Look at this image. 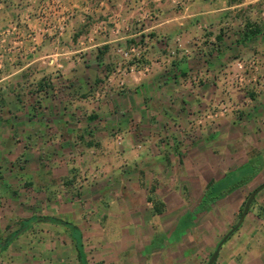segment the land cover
I'll return each instance as SVG.
<instances>
[{"label": "rangeland", "instance_id": "1", "mask_svg": "<svg viewBox=\"0 0 264 264\" xmlns=\"http://www.w3.org/2000/svg\"><path fill=\"white\" fill-rule=\"evenodd\" d=\"M3 1L8 0H0ZM36 4L42 6L40 0ZM243 26L239 22L235 29ZM227 28L226 32L230 27ZM3 29L0 25V32ZM123 48L130 52L129 56L122 58L116 49L115 66L104 74L114 75L113 79L101 77V82L94 83L88 92L77 99L73 97L71 102L75 98L77 106L72 109L71 124L62 120L41 127L38 117H47L49 123L62 117L60 113L40 112L33 116L34 124H28L27 102L33 99L36 105L45 95L38 84L30 83L14 91L15 105L9 100L11 113L0 109L1 121L9 123L13 119L12 129L0 130V140L5 141L0 143V236L18 232L9 247L0 251V264H79L74 243L64 227L45 220L52 216L79 225L89 264H207L218 243L238 222L251 192L264 183V144L256 146L253 139H240L237 143L228 141L226 145L207 147L216 159L222 158V172L242 162L231 161L235 152L243 160L247 156L259 158L260 171L244 189L224 196L198 214L203 240H195L193 229L176 240L161 232L163 219L172 227L175 219L171 214L184 212L177 204L179 196L169 187L171 174L182 165L179 158L172 162L170 157L172 151H177L172 144L176 131L167 127L171 113L168 119L163 117L160 125L155 118L137 125V112L123 114L126 98L122 94L127 84L121 79L117 83V76H137L142 66L137 47L134 51ZM259 52L252 49L249 56L233 59L214 77L218 94L191 117L195 126L189 132L191 139L207 135L210 130L229 128L236 134L238 123L246 122L250 113L263 105L264 63ZM253 57L258 69L246 67L247 81L240 86L233 77V71L238 73L236 64L247 63ZM193 79L198 83L200 78ZM222 106L228 111L215 116ZM91 115L96 118L91 119ZM247 132L254 136L251 130ZM155 185L154 196L162 203V214L166 207L161 196L170 207L173 205L170 216H160L146 201L148 190ZM224 185L226 182L216 190ZM198 196L191 198L187 193L184 199L191 206ZM30 217L36 220L23 227L21 220ZM137 220L143 222L141 226H137ZM213 264H264V189L254 198L243 224L223 243Z\"/></svg>", "mask_w": 264, "mask_h": 264}, {"label": "crops", "instance_id": "2", "mask_svg": "<svg viewBox=\"0 0 264 264\" xmlns=\"http://www.w3.org/2000/svg\"><path fill=\"white\" fill-rule=\"evenodd\" d=\"M30 1L29 4L14 0L0 2V16H4L0 25L3 32L7 31L0 32V109L11 113L9 100L15 97L14 91L30 83L38 84L40 93L45 95L36 105L33 99L27 102L28 124H34L33 116L38 112L60 113L62 117L51 123L45 116L38 117L41 127L62 120L71 124L72 109L77 106L75 98L88 92L94 83L99 84L101 77L113 79L114 75L104 74L115 66L116 49L137 47L142 55L137 76H117V83L121 79L127 84V91L122 94L126 98L122 103L123 114L137 112V125L147 120L152 122L153 118L160 125L163 117L168 119L171 113L167 127L176 131L172 144L177 151H172L170 157L172 162L179 158L182 163L171 174L169 187L179 196L177 204L184 212L171 214L175 219L172 227L163 219L161 232L176 240V237L183 239L193 229L195 240H203L198 214L209 210L224 196L244 189L261 168L259 158L247 156L243 160L235 152L231 161L242 162L237 165L232 162L234 166L222 172V158L216 159L213 150L207 147L226 145L228 141L237 143L240 139H253L256 146L264 144V100L246 122L238 123L236 134L228 128L220 132L210 130L207 135L191 139L189 132L195 126L190 120L218 94L219 87L212 80L233 59L249 56L252 49H257L264 63V0H40L42 6L36 0ZM40 10L43 13L39 14ZM247 21L259 32L245 37ZM239 22L244 25L241 30L235 29ZM197 76L200 83L193 79ZM7 128H13L12 118L9 123L0 120V130ZM247 130L254 136L248 135ZM254 169L257 173L253 176ZM241 179L244 181L240 182ZM228 180L239 181V185L202 208L209 184L221 186ZM154 193H157L156 185L146 195L152 208L150 195L161 202ZM187 193L191 198L200 195L191 206L184 199ZM161 200L166 211L159 215L170 216L173 205L170 207L162 196ZM27 219L32 220L23 224ZM27 219L21 220L23 227L36 217ZM45 220L50 222L48 217ZM142 223L137 220V226ZM16 234L0 236V251L9 247ZM9 239L10 244L3 248Z\"/></svg>", "mask_w": 264, "mask_h": 264}, {"label": "trees", "instance_id": "3", "mask_svg": "<svg viewBox=\"0 0 264 264\" xmlns=\"http://www.w3.org/2000/svg\"><path fill=\"white\" fill-rule=\"evenodd\" d=\"M253 25L250 22H246L245 24V28H244V36L245 37H249L252 34H256L257 32H259V30L253 29ZM98 81V79H97ZM91 119H95L96 116L95 115H91L90 117ZM257 173V169L253 171V176ZM252 174V173H251ZM245 179V178H244ZM244 179H241L240 182H243ZM227 185L222 186L223 188H220L218 190H216V185L214 183L209 184L207 191L205 193V196L202 200L201 206L202 208H205L207 206H209V204H211L212 202H216L219 198L223 197L224 195H226L228 192H230V190H232L233 188H235L236 186L239 185V181H231L228 180L226 181ZM149 201L152 202L153 204V209L160 213L162 212V203L156 201L154 199V197L152 195L149 196ZM32 219H27L25 222H23V224H25L26 222L30 221ZM48 220L52 223L61 225L65 228L67 234L69 235V237L71 238V240L74 243L75 249L77 251V260L79 264H89L88 261V257H87V253L85 251V247H84V242H83V233L80 230V228L72 221L68 220V219H63L60 217H48ZM11 239H9L6 244L4 246H2L3 248H5L8 244H10Z\"/></svg>", "mask_w": 264, "mask_h": 264}, {"label": "built area", "instance_id": "4", "mask_svg": "<svg viewBox=\"0 0 264 264\" xmlns=\"http://www.w3.org/2000/svg\"><path fill=\"white\" fill-rule=\"evenodd\" d=\"M6 32L7 31H4L3 33H6ZM130 50L134 51L135 47H131ZM117 52L122 56V58H127L129 56V53H130L128 50H126L123 47H119L117 49ZM1 64H2V57H0V65ZM236 65L238 66V73L233 71V77H234L235 82L238 83L240 86H242V84L245 81H247L246 69H245L246 67L253 69V70L258 69V61L254 57L249 59L247 61V63L245 61H238ZM134 69H135V66H132L131 70H134ZM138 72H139V70H138ZM253 80L255 82L256 79H253ZM263 81H264V79H263ZM227 111H228V108L226 106H222L214 112V115L216 116L218 114H224Z\"/></svg>", "mask_w": 264, "mask_h": 264}, {"label": "water", "instance_id": "5", "mask_svg": "<svg viewBox=\"0 0 264 264\" xmlns=\"http://www.w3.org/2000/svg\"><path fill=\"white\" fill-rule=\"evenodd\" d=\"M264 188V183L263 184H261L260 186H258L256 189H254L253 191H252V193L249 195V197L247 198V200H246V203H245V206H244V209H243V211H242V213H241V215H240V217H239V220H238V222L236 223V225L223 237V239L219 242V244L217 245V248H216V250L213 252V254L211 255V257H210V259H209V261H208V263L207 264H213L214 262H215V260L217 259V257H218V255H219V252H220V249H221V247H222V245H223V243L227 240V238L235 231V230H237L240 226H241V224H242V222H243V220H244V218H245V216L247 215V213H248V211H249V208H250V205H251V203L253 202V200H254V198L256 197V195L262 190Z\"/></svg>", "mask_w": 264, "mask_h": 264}]
</instances>
